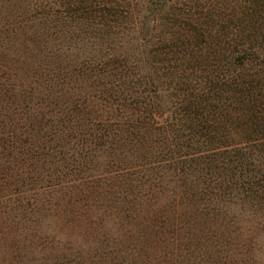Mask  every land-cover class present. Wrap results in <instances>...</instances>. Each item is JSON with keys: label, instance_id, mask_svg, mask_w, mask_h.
<instances>
[{"label": "trees", "instance_id": "obj_1", "mask_svg": "<svg viewBox=\"0 0 264 264\" xmlns=\"http://www.w3.org/2000/svg\"><path fill=\"white\" fill-rule=\"evenodd\" d=\"M0 264H264V0H0Z\"/></svg>", "mask_w": 264, "mask_h": 264}]
</instances>
